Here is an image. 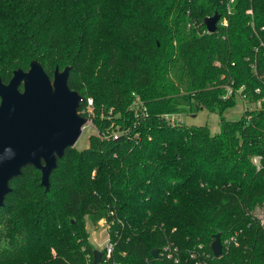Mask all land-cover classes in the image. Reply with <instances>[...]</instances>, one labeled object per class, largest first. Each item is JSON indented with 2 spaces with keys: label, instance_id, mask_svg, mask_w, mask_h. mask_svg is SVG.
Instances as JSON below:
<instances>
[{
  "label": "trees",
  "instance_id": "obj_1",
  "mask_svg": "<svg viewBox=\"0 0 264 264\" xmlns=\"http://www.w3.org/2000/svg\"><path fill=\"white\" fill-rule=\"evenodd\" d=\"M229 1L0 0V80L32 61L50 78L70 67L95 130L65 150L48 193L33 167L10 182L0 264H93L87 218L114 244L100 264H264V0ZM239 96L249 109L215 135L168 119Z\"/></svg>",
  "mask_w": 264,
  "mask_h": 264
},
{
  "label": "water",
  "instance_id": "obj_2",
  "mask_svg": "<svg viewBox=\"0 0 264 264\" xmlns=\"http://www.w3.org/2000/svg\"><path fill=\"white\" fill-rule=\"evenodd\" d=\"M219 15L204 20L207 33L217 30ZM70 67L55 69L50 78L37 61L27 71L16 70L8 83L0 80V208L11 192L10 182L26 167L40 173L45 193L50 175L68 148H74L88 119L79 113L81 95L68 87ZM211 252L223 256L220 235L214 237ZM158 251L152 252L156 259ZM102 253L93 251V264Z\"/></svg>",
  "mask_w": 264,
  "mask_h": 264
},
{
  "label": "rangeland",
  "instance_id": "obj_3",
  "mask_svg": "<svg viewBox=\"0 0 264 264\" xmlns=\"http://www.w3.org/2000/svg\"><path fill=\"white\" fill-rule=\"evenodd\" d=\"M231 5L232 2L230 1L225 3L227 11H231ZM236 100L237 103L235 107L224 111L222 114L217 112H209L207 110H200L196 114H180L176 116H170L168 119H170L172 123L175 122V124L178 125H185L188 128L192 126H206L210 134L215 135L220 132V121L222 118L231 121L238 120L243 114L245 108L249 109L248 106H246L239 98ZM92 109V106H88L85 108L84 112H92ZM93 134H95V130L88 120V123L83 128L74 148L76 150L86 149L89 144V137ZM254 215L259 220L260 224L264 225V204L260 208L256 209ZM86 229L87 233L89 234V242L93 246V249L101 252L108 240L106 225L101 221L98 223V225L93 226L90 220L87 218Z\"/></svg>",
  "mask_w": 264,
  "mask_h": 264
},
{
  "label": "built area",
  "instance_id": "obj_4",
  "mask_svg": "<svg viewBox=\"0 0 264 264\" xmlns=\"http://www.w3.org/2000/svg\"><path fill=\"white\" fill-rule=\"evenodd\" d=\"M230 2H233V0H230ZM250 13V12H249ZM223 26H226V23H222ZM225 90H226V95H225V98H229L232 93H233V88L232 86H226L225 87ZM242 91V88L237 90L236 91V94L239 95V92ZM238 98H241L240 96ZM244 104H245V101H242ZM260 105V102L257 103V107H259ZM88 106H92V101L91 100H88L87 101V107ZM246 110V108H245ZM253 164L256 166V168L258 169L259 168V157H255L253 158L252 160ZM107 227V226H106ZM107 231H108V227H107ZM167 249V248H166ZM165 249V250H166ZM113 250H114V244L112 242H110L109 240H107L105 246L103 247L102 249V254H103V258H104V261L107 263L111 260L112 258V255H113ZM167 258H171V254H167ZM209 258V257H208Z\"/></svg>",
  "mask_w": 264,
  "mask_h": 264
}]
</instances>
